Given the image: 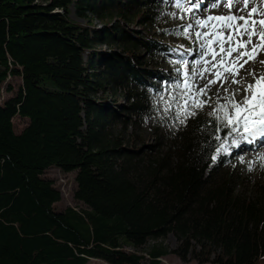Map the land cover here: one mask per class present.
<instances>
[{
	"label": "trees",
	"instance_id": "1",
	"mask_svg": "<svg viewBox=\"0 0 264 264\" xmlns=\"http://www.w3.org/2000/svg\"><path fill=\"white\" fill-rule=\"evenodd\" d=\"M72 1L87 23L69 17ZM159 2L0 0V96L3 84L12 90L10 76L21 77L0 102V264H166L161 257L170 252L264 264V185L212 159L216 136L228 129L218 131L209 114L184 125L173 114L166 140L147 150L110 129L127 113L140 119L149 94L161 91L162 68L148 67L136 51L153 58L167 45L123 21L135 7L152 22ZM110 10L117 18L90 23L88 13ZM98 43L122 49L103 53ZM107 89L120 90L127 104L94 96ZM15 115L28 118L19 132ZM50 166L75 170L73 196L83 206H55L61 193L44 174ZM169 232L174 249L162 242Z\"/></svg>",
	"mask_w": 264,
	"mask_h": 264
},
{
	"label": "rangeland",
	"instance_id": "2",
	"mask_svg": "<svg viewBox=\"0 0 264 264\" xmlns=\"http://www.w3.org/2000/svg\"><path fill=\"white\" fill-rule=\"evenodd\" d=\"M159 7L162 11L159 17H156L152 22L144 23L141 21V17L138 16L135 7H131L128 11L125 12V16L123 21L125 25L133 28L134 30L139 31L140 35L145 36L149 34L153 38H157L167 46L161 52H158L153 58L147 55V52L140 49L136 51L138 53L141 60H145L147 62L148 67H154L157 64L160 65L162 68L161 74V91L150 93L149 97V109L140 117V119H135V117H129L128 113L122 110V107H117V110L120 114L125 116L128 121L123 122L121 119L125 117H121L118 121H113L111 124V130L116 135L121 137L123 144L134 145L136 147H141L144 149H148V144H158L162 143L166 140V135L162 138V134L169 129L168 123V116L174 114L175 119V112L176 106L175 102H173V108L170 112H165V108L167 107L165 101H171V97L177 96L182 89H177L175 85L180 81L182 77V72H177V68H183V61H187V69L191 73L196 69H202L203 67H207L203 63V60L211 61V56L207 57L205 55L202 57V49L200 47L202 41L197 40L195 36L196 31H200L201 28L195 24V20L203 19L202 15L196 13L198 12L195 10L194 13L192 11L185 12L181 9H177L175 7V0H159ZM191 0H187L186 7L191 8L194 3H190ZM220 0L216 1L215 4H219ZM260 2V1H259ZM254 6L253 3H250L249 7ZM193 8V7H192ZM69 9V17L76 22L85 24L87 23V19L84 17H80L76 14L75 11V4L70 2L68 5ZM207 9V7H206ZM205 9V11H206ZM236 13L240 14H247L246 12H240L238 6L233 7ZM55 10L61 11L60 8H55ZM203 10V12H205ZM110 12V13H109ZM109 12H104V16L97 15L95 13H88V19L91 24L95 27H101L103 22H110L117 18L116 10H110ZM229 12V11H228ZM172 13H177V16H173ZM183 16V19L179 17ZM257 19L261 17H255ZM191 24L193 27L190 31L189 36L179 35L177 33H182L185 30V26ZM205 30V29H204ZM208 30V32H211ZM247 38V37H245ZM256 42V38L253 37V43ZM97 48L103 52L108 53L111 49L120 50L122 46L117 43H98ZM191 56L190 61L187 58V55ZM196 53V55H195ZM194 55V56H193ZM263 59V57L258 56L256 62H259ZM264 60V59H263ZM144 61V62H145ZM180 61L181 63H176ZM197 61H201L200 64H197ZM251 62V61H250ZM249 62V63H250ZM257 64V74L260 72L264 73V64ZM261 66V68H260ZM263 67V68H262ZM251 72V69L249 68ZM211 77L206 73L205 79L197 78V83L200 87H203L208 79ZM252 81L251 79L248 82ZM9 82L12 85V90H6L5 84L2 86V95L0 96V102L3 101L4 98L9 97L14 94V92L18 89L19 85L21 84V77L19 75H13L9 77ZM231 80H229L228 84L224 85V88H229L231 86ZM237 86L233 87L234 89ZM220 90V94L224 95L223 88H221L220 83H216L212 85L209 95L213 98V104L211 107H205L203 110H197L198 114H209L212 109L216 106L215 105V96L217 90ZM243 92L241 91L240 95L236 97L237 100L243 99ZM96 98L98 97H105L106 101L109 102L111 105L113 102L118 103L120 106H125L127 104L126 98L122 96L120 90L116 89H107L103 91H98L94 94ZM163 97V99H161ZM128 115V116H127ZM13 127L15 132H19L24 125L28 122V118L20 117L15 115L12 118ZM169 137V136H167ZM226 142L223 144L230 143L233 140V136L224 135L223 139ZM230 140V141H229ZM228 141V142H227ZM226 146V145H225ZM225 146H221L219 144L215 154L213 155L212 159L213 162L216 160H221L224 167L230 166L235 169V171L240 173V176L249 181H258L264 185V167L261 166V162H256L251 168L250 163L257 161L259 156H264V147L255 149L251 152L238 153L233 157H230L229 152L227 153L223 148ZM46 176L52 178L53 184L60 190L61 197L58 201L55 202V206L58 209H63L67 205L70 206H83V204L77 201L74 196L73 192L76 186L75 181V170L64 171L56 166H50L46 169L45 173ZM162 242L170 249H174L178 245V241L172 233H167L163 238ZM162 262L166 264H217L212 261L207 262H199L196 258L192 257L191 255L187 254L186 258H181L178 254L170 252L166 255L161 257ZM86 264H108L102 259L99 258H90Z\"/></svg>",
	"mask_w": 264,
	"mask_h": 264
},
{
	"label": "snow or ice",
	"instance_id": "3",
	"mask_svg": "<svg viewBox=\"0 0 264 264\" xmlns=\"http://www.w3.org/2000/svg\"><path fill=\"white\" fill-rule=\"evenodd\" d=\"M252 2L253 0H225V6L229 9L242 3L243 7L238 10L246 12L247 15L230 13L195 20V24L200 28H212L211 32L194 33L197 40L202 41L200 45L203 50L202 57L210 55L212 59L203 60V63L209 66L191 73L187 69L186 60L183 61V68L176 69L177 72H182V77L175 87L182 91L177 96L171 97V101H165L167 107L164 110L171 111L175 102V120L179 124H186L188 118L197 115V110L212 106L213 98L209 92L212 85L219 82L224 95L220 94L219 89L217 90L216 106L209 113V116L220 126L217 130H221V127L228 129L227 136H239V140L247 143H254L257 138H264V73L257 74L254 70L249 72L248 74L252 76L251 82L240 76V71L246 64L250 61L256 62L257 57L264 53V0H260V5L249 7ZM186 3L187 0H175V7L190 12L192 9L186 7ZM172 15L177 16V13ZM257 16L261 18H255ZM192 27L191 24L186 25L185 30L177 34L187 37ZM253 37L256 38L255 43ZM259 62L264 64V60ZM200 63L201 61H197V64ZM206 73L211 78L200 87L197 78L205 79ZM229 80L231 84L237 85L235 89L224 88ZM241 91L244 94L243 99L237 100L236 97ZM216 139L221 141V146L226 142L219 135ZM239 140L234 139L232 143L239 146ZM256 162H261V166L264 167V156H259L257 161L250 163V168Z\"/></svg>",
	"mask_w": 264,
	"mask_h": 264
},
{
	"label": "bare ground",
	"instance_id": "4",
	"mask_svg": "<svg viewBox=\"0 0 264 264\" xmlns=\"http://www.w3.org/2000/svg\"><path fill=\"white\" fill-rule=\"evenodd\" d=\"M216 1H218V0H191L190 3L191 4L194 3V6H193L191 11H192V13H194L195 10H197L198 12H196V13H198V14L203 16V15H205L206 12H209V10L221 11V10H225L227 8L225 6V0H220L219 4H217V5L215 4ZM259 1L260 0H253L252 3H253V5H260ZM236 6H238V8H242L243 4L242 3L241 4H236ZM236 6H235V8H236ZM206 7H207V9H206ZM205 9H206V11H205ZM203 10L205 12H203ZM232 10L234 11V14L242 15L239 12L236 13L235 9L232 8ZM229 14L230 13H227L226 15H229ZM243 15H247V14H243ZM257 17H259V16H257ZM202 29H205V28H202ZM206 29L211 30V27H208ZM245 39H247V38H245ZM213 46L215 47V45H213ZM225 46L227 47V45H225ZM195 55H196V53H195ZM259 56L260 57L262 56L263 59H264V53H261ZM207 57H209V55ZM187 58L190 61L191 56L189 55V52H188ZM217 60H219V57H217ZM257 64H259V62H254V63L250 62V63L246 64L244 66V68L240 71V76L241 77H245L246 80L249 81L251 79V76L248 74L250 72L249 68L251 69V71L254 70L256 72L257 71V68H256ZM260 68H261V66H260ZM260 73H262V72H260ZM237 79H239V77H237ZM235 86H237V85L232 84L231 86H229V88L234 89L233 87H235ZM234 139L235 140H239V136H233V140ZM233 140H231L230 143L225 144L226 146L223 145V146H225L223 149H227L228 150L230 157H233V156H235L238 153H243V154L245 152L249 153V152H251V151H253L255 149H259V148H263L264 147V138H257L254 143H247V142H245L243 140H239V146L234 145L232 143Z\"/></svg>",
	"mask_w": 264,
	"mask_h": 264
}]
</instances>
